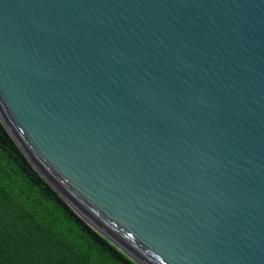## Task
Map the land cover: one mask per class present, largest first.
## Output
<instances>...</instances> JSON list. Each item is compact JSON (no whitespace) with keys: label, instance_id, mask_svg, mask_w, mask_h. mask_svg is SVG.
Returning <instances> with one entry per match:
<instances>
[{"label":"water","instance_id":"obj_1","mask_svg":"<svg viewBox=\"0 0 264 264\" xmlns=\"http://www.w3.org/2000/svg\"><path fill=\"white\" fill-rule=\"evenodd\" d=\"M0 124L132 264H264V0H0Z\"/></svg>","mask_w":264,"mask_h":264},{"label":"trees","instance_id":"obj_2","mask_svg":"<svg viewBox=\"0 0 264 264\" xmlns=\"http://www.w3.org/2000/svg\"><path fill=\"white\" fill-rule=\"evenodd\" d=\"M0 264H132L57 194L1 124Z\"/></svg>","mask_w":264,"mask_h":264}]
</instances>
